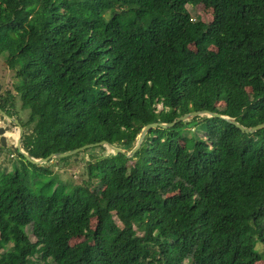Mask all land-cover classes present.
<instances>
[{
  "label": "trees",
  "instance_id": "1",
  "mask_svg": "<svg viewBox=\"0 0 264 264\" xmlns=\"http://www.w3.org/2000/svg\"><path fill=\"white\" fill-rule=\"evenodd\" d=\"M1 57L30 157L124 152L37 165L9 148L0 264H264V127L196 115L126 155L191 111L264 123V0H0ZM72 164L80 181L61 182Z\"/></svg>",
  "mask_w": 264,
  "mask_h": 264
},
{
  "label": "rangeland",
  "instance_id": "2",
  "mask_svg": "<svg viewBox=\"0 0 264 264\" xmlns=\"http://www.w3.org/2000/svg\"><path fill=\"white\" fill-rule=\"evenodd\" d=\"M188 10L190 12V15L195 18L198 17L199 19L203 20V21H208L209 17H210V9H208L206 6H204V4H198L196 6H188ZM3 59V57H1L0 59V93H2L4 90H9L12 95L15 96V110H19L20 115L22 117V119L24 120L27 117V112L28 110L25 109H21L20 108V100L18 98V96L16 95V90L14 89V83L16 82V78L14 76V70L9 68L8 65H6L5 63H3L1 60ZM158 108L161 107L160 104L157 105ZM223 106V103L220 102L218 103V107ZM14 117V116H13ZM5 124H8L9 126V133L12 135L11 137L7 138V142L5 145H3L2 147H4L3 149H0V168L5 169V170H10L11 166L14 164V162H17L16 157L14 158L15 154L12 153L10 155V149L14 148L13 146H11L12 143H15V139L18 135V128L17 126L8 121V119L6 117H3L0 115V125L3 126ZM10 148V149H9ZM108 149V148H107ZM109 150V149H108ZM13 156V157H12ZM85 158H87V156H85ZM7 160V161H6ZM59 167H61V164L58 165ZM83 164L81 165H75L72 164L71 166H68L67 168H63L60 169L59 171L57 170L56 167H52L53 171L56 172L57 175H59V173L61 172V177H60V181L64 182V183H70L72 182H79L80 178H79V171L82 168ZM58 171V172H57ZM40 178V177H37ZM56 182H59L58 179H55ZM35 186V185H34ZM55 185L52 184L50 185L46 192L50 193L53 189H54ZM95 219H91V223L92 225L95 224ZM31 239L34 240V237L31 236ZM81 240V238H73L70 243L74 244L75 242ZM34 264H40L38 261H36Z\"/></svg>",
  "mask_w": 264,
  "mask_h": 264
},
{
  "label": "water",
  "instance_id": "3",
  "mask_svg": "<svg viewBox=\"0 0 264 264\" xmlns=\"http://www.w3.org/2000/svg\"><path fill=\"white\" fill-rule=\"evenodd\" d=\"M204 114L209 115V116H217V117L223 118V119L233 123L241 131H245V132H253V131H255L258 128L264 127V123H261V124L255 125V126H251V127H246V126H243L240 123H238L232 117H229V116H226V115H222L220 113L211 112L209 110L191 111V112H188V113H185V114L179 116L176 120H174L172 122H169V123L153 122V123L146 124L141 129V131H140V133H139V135L137 137V140L135 141L134 146L132 147V149L129 152H127L126 155L127 156H131L135 152V150L141 145V142L143 141V138H144L145 134L147 133V131L150 128H155V127H158V126L168 127V126L173 125L176 121H182V120L190 119V118H192V117H194L196 115H204ZM0 115L3 116V117H6L8 119V121L14 123L17 126L18 130H19L18 135H17V137L15 139V143H12L11 146L16 147L18 152L20 154H22L27 161H29L30 163H33V164H37V165L46 164L48 161H52V159H54V158H61V157L71 156V155H73V154H75V153H77L79 151H83L86 148H90V147L98 146V145H105L110 151L115 152V153L116 152H121V153L124 152L123 149L114 147L109 142H107L105 140H102V141L95 142V143L84 144V145H82L80 147H76L74 149H71V150H68V151H65V152L51 153V154H49V155H47L46 157H43V158H32V157L29 156V154L21 146L22 126L19 123V120L17 118H15V117H11V116L7 115L1 109H0ZM8 130H9L8 124H5L3 126L0 125V144L2 146L6 144L7 138L12 136L9 133Z\"/></svg>",
  "mask_w": 264,
  "mask_h": 264
}]
</instances>
